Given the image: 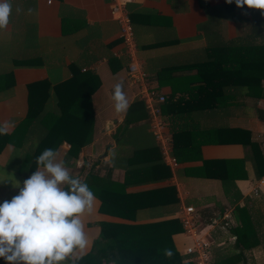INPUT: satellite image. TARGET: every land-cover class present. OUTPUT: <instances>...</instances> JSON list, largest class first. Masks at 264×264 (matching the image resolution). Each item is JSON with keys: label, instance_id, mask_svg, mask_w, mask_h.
<instances>
[{"label": "crops", "instance_id": "0c3cea01", "mask_svg": "<svg viewBox=\"0 0 264 264\" xmlns=\"http://www.w3.org/2000/svg\"><path fill=\"white\" fill-rule=\"evenodd\" d=\"M111 1L11 0L10 24L7 30H0V123H9V133L22 123L28 110L29 83L50 82L46 113H59L53 86L70 79L74 72L80 73L79 82L84 73H90L96 85L91 95L92 140L75 156L69 155L70 144L66 141L56 148L69 170L82 181L89 172L107 176L125 184L127 193L171 186L177 198L172 203L143 208L136 220L100 212L101 202L97 198L93 215L84 218L91 246L104 222L144 223L170 218L180 221L184 205L194 206L207 221L214 213L230 209L234 215L235 205H246L253 215L260 244L243 252L246 258L251 253L255 258H263L264 185L257 195H249L264 177V76L262 90L254 95L247 94L244 86L229 89L225 92L229 97L226 103L207 108L196 107L192 100L195 91L187 89L196 78V70L191 66L214 58L219 50L254 45L260 63L264 64V14L247 6L235 8V2L228 4L226 0L126 3L136 58L150 85L166 99H173L175 110L162 112L168 131L178 135L177 139L172 137V154L178 160V165L172 167L165 161L150 129L148 105L138 85L127 78L129 55L120 23L111 15ZM17 8L21 11L17 12ZM120 81L130 105L126 113H117L111 99L114 86ZM174 86L179 91L173 93ZM66 127L70 125L67 123ZM223 128L248 130L256 147L241 141H224L229 134L218 130ZM40 131L44 128L37 127L36 120L28 122L15 139L18 144L12 141L0 147V180H16L23 186L30 170L20 163L31 157ZM233 136L244 135L236 132ZM211 159L223 161L218 165L223 175L231 160H242L244 169L238 174L244 176L232 182L200 176L203 162ZM140 166L147 171L138 169ZM210 171L216 174L214 169ZM11 181L0 183V203L18 194L19 189ZM211 233L216 240L212 261L240 250L228 240L227 232ZM173 242L183 259L189 261L181 252L190 242L184 230L173 235ZM0 264L6 262L0 258Z\"/></svg>", "mask_w": 264, "mask_h": 264}, {"label": "trees", "instance_id": "16d2710c", "mask_svg": "<svg viewBox=\"0 0 264 264\" xmlns=\"http://www.w3.org/2000/svg\"><path fill=\"white\" fill-rule=\"evenodd\" d=\"M235 8L238 7L235 6ZM256 49L254 45L226 48L216 51L219 54L214 58L191 66V69L196 70L194 73L196 78L188 83L190 85L187 90L195 91L196 96L192 98L195 106L207 108L223 105L229 99L225 92L240 86L246 87L247 94L250 95L261 91L264 64L260 63ZM72 74L70 79L57 83L52 88L56 94L59 113H46V103L50 98V82L47 80L31 82L28 84L26 117L11 133L0 135V147H2L5 143L12 141L18 144L15 139L19 136L20 129L28 122L36 120L37 127L44 128V131H40L39 142L31 157L20 163L22 168L30 170L28 178L36 170V158L45 148L56 149L61 141H66L70 144L69 155L75 156L85 144L92 140L94 115L91 95L96 90V85L90 73H84L80 82L77 78V74L79 76L80 73ZM177 91L179 88L174 86L172 92ZM172 102L171 98L165 100L161 105L163 113L175 110ZM67 123L70 125L68 128ZM218 130L229 134V138L224 141H241L256 147L250 139L248 130L238 128ZM236 132H241L244 136L234 137L233 134ZM177 136L176 133L172 134L174 139H177ZM230 162V167L225 169L226 175H223L218 168V165L223 163L222 160H205L200 169V176L231 182L236 177L239 178L238 176H244V173L238 174L240 169L242 171L244 169L242 160ZM138 169L147 171L142 166ZM210 169H214L216 174L213 175ZM262 171L264 172V169ZM134 172L135 169L130 173ZM83 181L100 200V212L129 220H136L143 208L177 200L171 186L127 193L125 184L112 181L107 176L100 177L89 172ZM234 216L237 224L231 228V232L236 235L234 248L240 250L231 255L216 257L211 264L245 263L246 256L243 251L251 250L260 244V237L250 209L246 205H235ZM182 230L181 222L177 218L144 223L104 222L101 224L99 236L93 241L91 249L83 256L79 264H193L183 259L173 242V235ZM165 249L173 252L171 258L164 255Z\"/></svg>", "mask_w": 264, "mask_h": 264}, {"label": "clouds", "instance_id": "9594fccd", "mask_svg": "<svg viewBox=\"0 0 264 264\" xmlns=\"http://www.w3.org/2000/svg\"><path fill=\"white\" fill-rule=\"evenodd\" d=\"M233 2L264 14V0H226ZM12 13L11 0H0V30H7ZM111 99L117 113L128 111L123 81L114 86ZM9 131L8 122L0 123V135ZM36 164L22 187L16 180H0L19 189L0 203V258L6 264H79L91 246L84 218L93 215L97 196L72 174L58 150L45 148ZM164 255L171 258L173 252L165 249Z\"/></svg>", "mask_w": 264, "mask_h": 264}, {"label": "built area", "instance_id": "2783aa9c", "mask_svg": "<svg viewBox=\"0 0 264 264\" xmlns=\"http://www.w3.org/2000/svg\"><path fill=\"white\" fill-rule=\"evenodd\" d=\"M130 1L132 0H112L110 3L111 15L120 23L121 36L129 55L127 78L133 85H138L140 94L148 105L150 129L159 142L165 161L175 167L178 165V160L172 154V135L168 131L167 122L162 117L161 105L165 102L166 96L160 93L156 87L150 85L147 73L143 70L140 60L136 58L131 21L125 7L126 3ZM262 185H264V177L258 185L253 187L249 196L257 195ZM179 218L185 234L190 239L181 252L193 264L212 263V247L216 244L212 231L227 232L228 240L233 244L236 241V235L230 232L231 228L236 225L235 217L230 209L214 213L207 221H204L194 206L184 205ZM220 244L225 245V242H220Z\"/></svg>", "mask_w": 264, "mask_h": 264}, {"label": "rangeland", "instance_id": "374dc122", "mask_svg": "<svg viewBox=\"0 0 264 264\" xmlns=\"http://www.w3.org/2000/svg\"><path fill=\"white\" fill-rule=\"evenodd\" d=\"M257 215L258 214H256V216ZM238 264H243V263L241 262V263H238ZM245 264H264V257L263 258H259L258 256H256V258H255L252 253L251 254H247V258H246Z\"/></svg>", "mask_w": 264, "mask_h": 264}]
</instances>
